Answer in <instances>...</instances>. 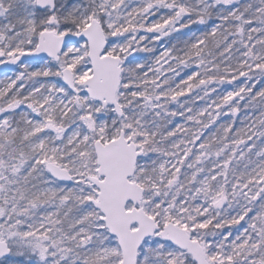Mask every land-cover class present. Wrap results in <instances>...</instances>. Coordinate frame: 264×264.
<instances>
[{"label":"snow or ice","instance_id":"6c2138e0","mask_svg":"<svg viewBox=\"0 0 264 264\" xmlns=\"http://www.w3.org/2000/svg\"><path fill=\"white\" fill-rule=\"evenodd\" d=\"M0 264H264V0H0Z\"/></svg>","mask_w":264,"mask_h":264}]
</instances>
